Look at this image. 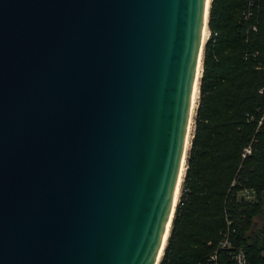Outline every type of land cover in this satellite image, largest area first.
Listing matches in <instances>:
<instances>
[{
    "label": "water",
    "instance_id": "water-1",
    "mask_svg": "<svg viewBox=\"0 0 264 264\" xmlns=\"http://www.w3.org/2000/svg\"><path fill=\"white\" fill-rule=\"evenodd\" d=\"M205 11L0 0V264H154Z\"/></svg>",
    "mask_w": 264,
    "mask_h": 264
},
{
    "label": "trees",
    "instance_id": "trees-1",
    "mask_svg": "<svg viewBox=\"0 0 264 264\" xmlns=\"http://www.w3.org/2000/svg\"><path fill=\"white\" fill-rule=\"evenodd\" d=\"M206 26L189 146L156 264H194L225 214L264 262V0H209Z\"/></svg>",
    "mask_w": 264,
    "mask_h": 264
},
{
    "label": "built area",
    "instance_id": "built-area-1",
    "mask_svg": "<svg viewBox=\"0 0 264 264\" xmlns=\"http://www.w3.org/2000/svg\"><path fill=\"white\" fill-rule=\"evenodd\" d=\"M248 151L249 146L244 147V152ZM240 192L245 199H251L253 196L251 189L248 188H243ZM235 221L228 214L224 215V224L219 229L216 238L206 241L211 243L209 250L194 264H264V262L253 258L245 244L237 239Z\"/></svg>",
    "mask_w": 264,
    "mask_h": 264
},
{
    "label": "bare ground",
    "instance_id": "bare-ground-1",
    "mask_svg": "<svg viewBox=\"0 0 264 264\" xmlns=\"http://www.w3.org/2000/svg\"><path fill=\"white\" fill-rule=\"evenodd\" d=\"M208 4H209V0H205L206 9L208 7ZM206 13H207V11H205V13H204V20H203L202 30H201L200 52L198 54V61H197L196 70H195L193 81H192L190 110H189L188 123H187V127H186V137H185L184 148H183V152H182V158H181V162H180V167H179V171H178V177H177V180H176V185H175V189H174L172 203H171V206H170V211H169V214H168V218H167V221H166V225H165V228H164V232H163V235H162V239H161V242H160V245H159L157 257H156V260H155L154 264L156 263V261L158 260L160 254L162 252V247L164 245V242H165V239H166V235L168 234L167 232H168L169 225H170V219H171V215H172V212H173L175 201L177 199L179 183H180V180H181V177H182V173H183V169H184V155H185V150L187 149V143H188L190 127H191V117H192V115H194L193 111L195 110L194 109L195 108V100H196V96H197V93H198V78H199V75H200V68H201V47H202V44L204 42L205 32H206V29H207V27H206Z\"/></svg>",
    "mask_w": 264,
    "mask_h": 264
},
{
    "label": "rangeland",
    "instance_id": "rangeland-1",
    "mask_svg": "<svg viewBox=\"0 0 264 264\" xmlns=\"http://www.w3.org/2000/svg\"><path fill=\"white\" fill-rule=\"evenodd\" d=\"M207 35H208V29H206V32H205V39H206ZM205 39H204V40H205ZM197 95H198V93H197ZM196 100H197V96H196ZM196 100H195V105H196ZM191 131H192V118H191V127H190V133H189V139H188V143H187V148H188V146H189V141H190ZM186 151H187V149L185 150V155H186ZM185 155H184V161H185ZM180 181H181V180H180ZM179 187H180V183H179ZM178 192H179V189H178Z\"/></svg>",
    "mask_w": 264,
    "mask_h": 264
}]
</instances>
